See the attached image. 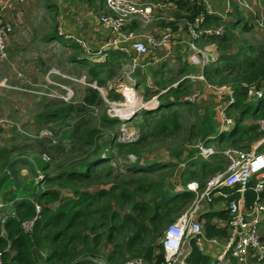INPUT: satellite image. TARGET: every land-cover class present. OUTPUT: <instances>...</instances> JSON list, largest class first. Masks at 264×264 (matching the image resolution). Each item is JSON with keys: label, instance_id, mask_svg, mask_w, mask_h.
I'll use <instances>...</instances> for the list:
<instances>
[{"label": "rangeland", "instance_id": "obj_1", "mask_svg": "<svg viewBox=\"0 0 264 264\" xmlns=\"http://www.w3.org/2000/svg\"><path fill=\"white\" fill-rule=\"evenodd\" d=\"M44 1L28 0L25 6L20 5L15 9L17 15L13 18V25L6 22L11 29L13 28V34L17 33L20 36L18 40L26 41L24 45L18 44L20 48L14 50V55L18 58L24 55L28 66L25 69L16 68L14 73L18 72L24 75V83L19 86L25 88L27 92H21L18 90L19 87H16L15 90H8L6 93L0 91V176L7 174V169H2V165L7 161L6 158L9 162L23 157L31 161L35 171H39L37 173L40 177L34 178L31 174L34 185L32 189L24 193L28 199L34 200L33 198L40 190H58L61 191L62 197H72V193L68 189L60 188L55 184H46L45 176L61 175L77 169L80 163H91L98 159V153L102 159H107V162H103L95 168L90 180H81L76 183L73 186L75 190L94 194L99 190H109L112 186L126 185L131 191L137 185L156 182L163 185L162 190L172 189L174 192L180 193L187 187L189 177L187 172L193 168L186 160L198 161V164L203 160L197 155L196 146L205 143V138L208 136L204 133L206 130L213 131V135L210 137H216L219 132L223 133V141L217 142V140L211 139L209 144L205 143L206 147H213L218 152L230 148L249 150L259 142H263L260 149L264 151V114L261 118L252 116L258 101H261V106L264 107V96L263 99L260 98L257 101H248L249 111L240 123V127L243 129L249 127H256V129L239 144L232 145L231 142H228L227 132L233 129L231 125L239 117L240 111H237V108H228L226 115L232 123L220 130L218 110L221 103L226 101V97H217L210 92H203L204 85L201 82L200 84L187 78L189 74L197 75L205 67L214 65L222 55L235 56L241 62L243 55L246 54L253 61L257 59L254 67H245V73L248 75L247 80H240L236 83V73L225 69L222 70L221 76L223 77L215 78L213 82H208L204 78L211 86L228 85L237 88L242 83L258 84V81L252 79L251 74L264 63V4L262 0H256L261 9L259 12L253 11L254 8L251 3L249 4V0H232L231 6L226 10L219 8V10L213 11L214 9L210 6V13H214L212 15L218 16V13H223V16L218 24H211L205 28L214 30L222 27L223 33L217 38H225V40H221L222 42L218 46L210 38L201 37L198 39L194 43L198 51V66L189 64L186 60V56L191 54L189 51L191 37L189 27L195 22V20L193 22L188 20L187 29L186 26L183 29L188 36L187 44L186 42L178 43L177 39H172L174 42L171 41L172 44L170 43L168 50L164 49L172 56L165 57L156 67L145 69L144 66L131 74L121 58L118 60L110 58L108 61L111 63L105 67V70L97 74H95L96 72L92 73L90 71L93 63L91 60H83L89 64H80L74 61L76 56H80V59L84 55L87 56L86 51L83 49L75 51L71 44L66 46L50 43L51 39L47 37L57 34V13L52 12L53 5L48 8L47 4L43 3ZM140 1L146 3L145 5L161 3L162 7L164 6V10H159L156 13L154 21L144 30L145 32L157 28L163 30L167 25L171 26L173 32L177 31L179 20L185 19L187 15L186 12L177 9L174 14L168 12L174 6V4L173 6L169 5V0ZM170 1H174L176 4V0ZM194 2L201 4L197 0H191V2H187V5H193ZM166 10L167 12H165ZM170 18L173 21L169 22ZM237 21L238 23H236ZM235 23L236 25L233 27L230 26ZM23 33H26L28 37H21ZM45 33L47 36L44 39L42 34ZM58 39L60 38L58 37ZM210 45H213L215 49L210 48ZM251 47L256 49L253 54L249 51ZM97 54L100 56L102 53ZM206 57L212 62L203 64ZM9 59L10 55L5 61L8 62ZM19 64L22 62L19 61ZM3 65L5 64L3 63ZM217 65L224 68V62H219ZM0 72L8 79L10 66H5ZM98 80L103 81L102 87L98 85ZM180 83L183 84L180 90L187 93L179 100H184V97L196 93L198 96L193 102L186 100L184 105L161 109V103L163 104L167 99H174L173 90L179 89ZM88 87L97 89L102 103L87 109V113L84 111L83 119L79 120L76 115L72 114L71 118L65 121L56 120L53 122L46 117L47 114L55 113L67 106L80 104ZM65 88L72 91V98L69 101L62 99L67 94ZM131 90L132 92L129 94ZM116 96L117 98H114ZM144 111L150 112V115L144 117L142 115ZM170 113H176L179 120V128L175 132L159 134L155 129H152L162 115ZM117 114L121 116L128 114V117L126 120H122L117 118ZM258 114L260 115L261 112ZM109 120L113 122L110 123ZM41 133H45L46 136L39 138ZM189 151H191V158L188 156ZM7 152L10 153L7 154ZM42 153H46L45 161L41 160ZM179 153L183 155L182 162L178 158ZM217 157L216 160L212 157L207 160L211 166L219 165L221 168L207 175L204 178V183L215 173L225 168L226 160L220 155ZM152 163L160 165V168L153 173L148 166ZM139 166L144 167L145 170L140 172ZM25 167L28 169L27 166L21 164L14 166L18 173V180H21L20 168ZM3 187L2 185L0 189V218L2 214L11 213L14 209L12 193L7 192L9 190L3 191ZM137 201L153 205L151 194L140 192ZM194 201L195 198L179 206L172 205L166 218L158 224V233L150 227L152 232L144 242V248L150 247L152 250L151 257L145 258L148 263L156 260V256L161 252L159 245L162 232L178 216L190 210ZM51 207H55V204H52ZM114 209H116L115 206ZM130 212V209L126 208L121 210L120 215ZM146 224L149 225V222L146 221ZM110 226L111 224H108L98 230L97 233L101 239L95 252L90 255L85 253L91 252L84 251L80 255L81 258H95L102 264H120L127 260L143 258L133 251L126 250L129 234L122 236L114 230L112 231V241H109L107 236ZM261 234L264 239V229L261 230ZM1 235L5 236L4 230L1 231ZM222 241L224 242V240ZM202 247L204 255L209 256L212 263L218 259L216 256L219 257L223 252L222 249L215 247L209 249L204 241ZM114 250L119 251L121 257L119 259H123L122 261H107V257ZM6 251L7 249H0L2 264H6L3 258ZM92 264L94 263L92 262Z\"/></svg>", "mask_w": 264, "mask_h": 264}, {"label": "trees", "instance_id": "obj_2", "mask_svg": "<svg viewBox=\"0 0 264 264\" xmlns=\"http://www.w3.org/2000/svg\"><path fill=\"white\" fill-rule=\"evenodd\" d=\"M189 1L190 0H187V2ZM187 2H184V0H176V4L179 8H186L190 13V16H188L190 22H193L197 16L203 13L204 18L200 23V27H207L211 24L219 23L220 17L207 14L206 9L202 7L201 4L194 2L193 5H187ZM262 2L264 4V0H262ZM236 23H238V21ZM236 23L230 26L233 27ZM210 40L220 46L221 40H225V38L220 39L211 37ZM73 48L75 50H80L78 45H73ZM249 51L253 54L256 52V49L251 47ZM110 56L112 58L111 60L115 59L113 58L115 54H111ZM116 59L118 60L119 57ZM256 61L257 59L253 61V59L246 54L243 55V60L241 62H239L235 56L222 55L217 63L203 69V75L208 82H213L215 78L223 77L221 74L222 70L225 69L236 73L235 82L237 83L240 80L248 79V75L245 73V67H254ZM219 62H224V68L217 65ZM109 63H111V61L101 64L92 63L90 71L92 73L96 72L95 74H97L105 70V67ZM80 64L89 63H84L82 61ZM182 73H184V71H182ZM251 76L252 79L258 81L257 83L259 86H264V63L263 66L257 67ZM180 84L178 85L180 86L179 89L173 90L174 99H167L163 104L161 103V109L173 107L175 105H184L186 103V101L179 100L187 93L180 90L183 85ZM98 85L102 87L104 85L103 81L98 80ZM234 90L235 102L228 108H237V111H240V115L235 123L233 122L234 124L231 125L233 129L227 132L229 135L227 138L228 142H231L232 145L239 144L250 132L256 129V127H249L246 129L240 127L242 118L249 111L250 107L245 90H243L241 86L234 88ZM129 92L131 93L132 90ZM114 98H117V96ZM100 103H102V99L99 92L96 89L88 87L80 104L76 106H67L60 111L47 114L46 117L53 122L56 120L65 121L74 114L76 118L81 120L85 117L84 111L87 113V109L97 106ZM261 105L262 102L258 101V105L252 116H259L260 118L263 116L264 107L262 108ZM258 112H261V114L259 115ZM142 115L148 117L150 112L144 111ZM109 122L112 123L113 121L109 120ZM178 128L179 120L176 113L162 115L152 127V129H155L159 134L173 133ZM214 139L217 140V142L223 141V133L219 132ZM210 141L211 140H206L205 143H209ZM118 146L121 147V145ZM46 151L48 152V150ZM9 153L10 152H7V154ZM190 153L191 151L188 152L189 158H191ZM99 154L100 153H98V159L88 164L80 163L77 169L53 177H49L48 175L45 176L46 179L44 178V181L46 180V184H55L60 188L68 189L72 193V197L64 198L62 197L61 191L58 190H40L33 198L34 200L26 197L13 198L12 205L14 209H12L11 213L5 215L3 224L0 223V249H7L3 254L6 264H92L89 260L91 257L81 258L80 255L84 251L91 252L85 253L90 255L95 252L101 239V236L97 232L100 228L108 224H111L107 236L109 241H112V231L114 230L117 234H122V236L129 234L126 241V250L135 252L136 255L143 257V259L151 257V248H144V242L152 232L150 227L158 233V224L166 218L169 208H171L172 205L179 206L184 200H190L192 193L181 192L177 194L174 193L172 189L165 191L162 190L163 185L156 182L137 185L131 191L126 185L112 186L109 190H99L94 194L75 190L73 186L76 183L81 180H90L93 177L95 168L101 163L107 162V159H102ZM182 157V153H179L178 158L180 162L183 161ZM212 158L216 160L218 157L214 155ZM6 160V163L2 165V169H7L10 163L8 158H6ZM186 161L187 163L189 162V166L195 168L194 170L189 169L187 172L189 174L188 181L196 180L200 187L204 185L203 179L207 175L221 168L219 165L213 167L203 160L199 161V164L197 163L198 161ZM148 166L152 173L160 168V165L157 163H152ZM44 168L46 169L45 166ZM138 169L140 172L145 170L144 167L141 166H139ZM225 191L228 190L225 189ZM229 191L235 192V189ZM140 192L151 194V202L153 205L138 202L137 197ZM251 192L252 190L247 191V202L249 203L252 201ZM32 201L40 206L38 214ZM52 204H55V207H51ZM114 206L118 210L114 209ZM126 208L130 209L131 212L129 214L120 215L121 210ZM34 218L35 222L31 232L25 234L21 228V223L33 220ZM146 221L149 222V225L146 224ZM2 230L5 232L4 237L1 235ZM160 250L161 252L156 256V260L152 262L160 263L164 260L161 246ZM119 257V251L114 250L107 257V261H122L123 259L120 260ZM187 264H210V261L208 257L199 252L195 247L187 259Z\"/></svg>", "mask_w": 264, "mask_h": 264}, {"label": "built area", "instance_id": "obj_3", "mask_svg": "<svg viewBox=\"0 0 264 264\" xmlns=\"http://www.w3.org/2000/svg\"><path fill=\"white\" fill-rule=\"evenodd\" d=\"M197 1L203 5H208L210 0ZM161 8L160 3L145 5L137 4L132 0H104L103 10L98 18L100 26L110 32V36L104 44V50L113 49L120 53L121 59L125 62V67L130 74L144 68V64L140 62L142 57L148 55L150 51L167 48L172 41L174 32L169 25L155 34L142 31V29H146L152 24L156 13ZM222 16L218 15L220 18ZM171 21H173L172 18L169 19V22ZM201 21H203L202 16L197 18L193 25L189 27L191 36L189 49L191 54L186 56V60L187 63L195 66L199 65V60L194 43L201 37H218L223 33L222 27L214 30L200 27ZM132 23H137L139 27L137 29L130 28ZM11 31L12 29L6 23V20L0 16V59H8L7 40ZM58 35L66 39L71 38V36L62 32L60 28L58 29ZM77 42L85 47L83 41L77 40ZM210 46L213 47V45ZM106 51L102 52L105 53ZM210 62L212 61L206 57L203 64ZM189 79L201 82L204 85L203 92H210L217 97H226V101L222 102L219 107L218 121L220 130L231 125L232 121L226 115V110L235 102L234 87L209 85L202 70L197 75H190ZM241 88L245 90L248 99L253 96L259 99L264 95V86L261 87L256 83H242ZM65 90L67 94L62 99L69 101L72 98V91L67 88ZM197 96L196 93L184 97L183 101L193 102ZM118 115H116L117 118H120ZM44 136L46 134L41 133L39 138ZM261 143L263 142L257 143L249 150L230 148L221 152L216 151L213 147H206L205 143L197 145V155L201 159L207 160L214 155H220L226 160L225 168L209 178L202 189L196 183L187 185V189L195 193L196 198L190 210L178 216L162 232L160 239V246L164 255L162 262L148 263L143 258H137L120 264H187V259L195 247L203 251L204 235L202 225L198 220L201 206L203 203L211 202L214 197H226L221 192L223 188L235 189V192L240 194V198L239 200H231L227 204L225 228L228 235L220 258H228L236 264H264V239H262L261 234V230L264 229V151L260 149ZM45 158H47L46 154H42L41 160L45 161ZM247 190H252L254 199L250 205L245 207L244 193ZM32 202L38 214L40 206L34 201ZM4 218L5 215L2 214L1 224H3ZM34 222L35 218L21 223V228L25 234L31 232ZM89 260L94 264H102L101 261L95 258ZM0 264L2 263L0 262Z\"/></svg>", "mask_w": 264, "mask_h": 264}, {"label": "crops", "instance_id": "obj_4", "mask_svg": "<svg viewBox=\"0 0 264 264\" xmlns=\"http://www.w3.org/2000/svg\"><path fill=\"white\" fill-rule=\"evenodd\" d=\"M136 2L137 4H144L143 1L141 2L140 0H132ZM148 2V1H147ZM184 2H187V0H184ZM191 2V0L189 1ZM233 1L232 0H210L208 5H203L207 11V14L212 15L214 14L213 12L210 13V6L213 8V11L219 10V8H224L226 10L227 7H230ZM28 3V0H0V16H2L8 24L13 25V18L15 15H17L16 8H18L20 5L25 6ZM44 4H47L49 7L50 5H53L52 12L57 13L56 21H57V34L50 35L49 39H51L50 43H57V44H62L66 46H71L72 45H78L79 49H83L86 51L87 56H82L80 59V56H76L74 58V61H77L78 63L82 62L84 59L86 60H91L93 63H106L110 58L111 54H115L113 58H122L120 53L113 49H106L104 50V44L107 41V38L110 36V32L103 27L100 26L98 22V18L102 13L103 10V3L104 0H45L43 2ZM169 5L174 6L171 7V10L168 12H173L177 9L178 11H183L186 12V17L185 19H180L178 22L179 28L174 30L173 37L172 39H177L178 43H188V36L187 33L183 30L187 29V23H188V16H190V13L187 12L186 8L181 9L178 7L177 4L174 3V1L169 0ZM252 4V7L254 8L253 11L259 12L261 9L259 8L256 0H249V4ZM146 4V3H145ZM161 4V3H160ZM260 4V3H259ZM162 5V4H161ZM164 7V6H163ZM163 7L161 8V11H163ZM229 10V8H228ZM167 12V10L165 11ZM164 13V12H163ZM256 14V13H255ZM217 15H223L218 13ZM203 16L204 14H200L197 16L194 20H196L198 17ZM190 22V21H189ZM139 25L137 23H132L130 25V28L137 29ZM61 29L62 32H64L66 35L71 36L70 39H66L64 37H61L58 35V29ZM148 28V27H147ZM146 28V29H147ZM157 29H152L146 33L150 34H155L159 33L161 31ZM145 29H142L144 31ZM145 32V31H144ZM13 28H12V33L9 36L7 40V53L10 55L9 61H5L3 59H0V70L4 69L5 66H10V76L8 79L6 76L2 75L0 72V91L1 93H6L8 90H15L17 89L16 87H19L21 92H27L25 88H21L19 85H23L25 77L23 74L14 73L16 68H23L25 69L28 64L25 59V56L23 55L21 58H18L14 55V50H17L18 44H26V41L23 40H18L20 36L16 34H13ZM47 36V33L42 34V37L45 39ZM23 38H27L28 35L26 33H23L21 35ZM58 37L62 40H65V42H62V40L58 39ZM77 40L83 41L85 44V47H82ZM174 41H172L173 43ZM171 43V42H170ZM168 45L167 49L169 46L172 44ZM210 48H213L209 46ZM164 49H159V50H153L148 53L145 57H142L140 59V62L144 64L145 69H149L150 67H156L158 64L162 62V60L165 57L172 56L171 54L166 52ZM186 49L187 46H186ZM215 49V47L213 48ZM75 50V49H74ZM76 51V50H75ZM102 51H106L103 53ZM190 51V49H189ZM102 53V55H98L97 53ZM191 52V51H190ZM90 53H94L93 55H89ZM117 53V54H116ZM106 55V56H103ZM97 58V59H96ZM112 59V58H111ZM80 60V61H79ZM5 61V62H4ZM19 61L22 62V64H19ZM3 63L5 65H3ZM85 63V62H84ZM186 71V69H184ZM182 74V73H181ZM198 74V73H197ZM190 75L194 74H189L187 78H189ZM1 77H3L1 79ZM17 81V83H15ZM199 82V81H197ZM200 83V82H199ZM134 84V83H133ZM201 84V83H200ZM199 85V84H198ZM130 86V85H129ZM200 101V100H199ZM215 101V100H214ZM221 106V105H220ZM217 128V127H216ZM205 134H208V136L205 138L206 140H211L214 139L215 137H210L213 135L212 130H206L204 132ZM209 144V143H207ZM211 159V158H210ZM209 160V159H208ZM208 160H203L209 163H211ZM34 165V164H33ZM195 168L193 167L191 170H194ZM39 173V171H37ZM20 176L21 180H19V184L17 187H15L14 181L13 180H8L4 182L2 190H9L7 192H11L13 198H24L28 196H24V193L30 189H32L34 185V181L32 180L31 174L29 169L25 168H20ZM33 175V174H32ZM34 176V175H33ZM35 178V177H34ZM204 180V179H203ZM191 183H196L200 189L203 188V186L200 187L198 181L196 180H189L188 184ZM187 184V185H188ZM186 186V185H185ZM226 188L221 189V192L226 195V197H214L211 202L209 203H203L201 206V211L198 213V220L200 221L202 225V230H203V235L204 239L203 241L209 247H215L216 249H224V246L227 242V231L225 228V220L227 218V204L231 200H239L240 194L236 192H230L229 189H226L228 191H225ZM248 191V190H247ZM247 191L244 193V203L245 207L250 205L253 202L254 199V193L251 192L252 196V201L249 203L247 202ZM181 192H187V193H192L191 195V200L193 198H196L195 193L192 191H189L187 187L185 189H182ZM179 194L178 192H174ZM14 194V195H13ZM28 194V192H27ZM26 194V195H27ZM4 196V195H3ZM185 201V200H184ZM182 201L180 205H182L185 202ZM214 207V208H213ZM209 231H208V230ZM224 240V242L222 241ZM224 243V244H223ZM203 248V247H202ZM198 249V248H197ZM199 250V249H198ZM199 252L203 253V251ZM204 254V253H203ZM223 252L220 253V256H216L218 258L214 263H212V260L208 257L210 264H236L233 260H230L228 258H220L222 256ZM92 263V262H91Z\"/></svg>", "mask_w": 264, "mask_h": 264}, {"label": "water", "instance_id": "obj_5", "mask_svg": "<svg viewBox=\"0 0 264 264\" xmlns=\"http://www.w3.org/2000/svg\"><path fill=\"white\" fill-rule=\"evenodd\" d=\"M259 100L256 96L250 97L248 99V101H257ZM17 164H21V165H25L28 167L30 173H32L34 175V177L38 176V173L35 171L34 169V165L31 161L27 160L26 158H18V159H14L13 161H11L9 163V165L7 166V174L3 175L0 178V189L2 187V185L4 184V182L8 179H12L14 181L15 187L18 186L19 184V180H18V173L16 171V169L14 168L15 165Z\"/></svg>", "mask_w": 264, "mask_h": 264}, {"label": "bare ground", "instance_id": "obj_6", "mask_svg": "<svg viewBox=\"0 0 264 264\" xmlns=\"http://www.w3.org/2000/svg\"><path fill=\"white\" fill-rule=\"evenodd\" d=\"M121 89V88H120ZM126 94H128V92H125ZM129 94H130V92H129ZM131 96V95H130ZM119 117H120V119H122V120H126L127 119V117H128V114H123L122 116L121 115H119Z\"/></svg>", "mask_w": 264, "mask_h": 264}]
</instances>
